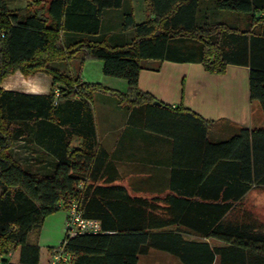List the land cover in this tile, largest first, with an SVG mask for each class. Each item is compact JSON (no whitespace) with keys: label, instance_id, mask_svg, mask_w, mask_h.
I'll return each mask as SVG.
<instances>
[{"label":"trees","instance_id":"1","mask_svg":"<svg viewBox=\"0 0 264 264\" xmlns=\"http://www.w3.org/2000/svg\"><path fill=\"white\" fill-rule=\"evenodd\" d=\"M124 2L127 8L120 26L131 29L133 36L127 43L107 45L104 38L94 36L102 10L123 7ZM212 2L217 9L264 11V0ZM198 3L151 0L153 18L136 22L130 0H30L15 9L0 0V83L16 71L52 77V89L46 94L0 86V259L4 264H40L39 247L28 241L29 232L38 230L47 215L66 210L70 199L84 217L99 220L101 226L96 233L66 236V249L74 253L75 264H139V257L150 249L166 251L182 264H214L218 259L221 264H264V221L248 214L224 218L233 201L251 186H264V127L242 128L225 141L207 143L223 149L218 171L232 181L226 193L235 187L233 201L212 203L220 207L217 218L173 217L172 205L156 202L160 197L134 196L124 186L110 184L116 173L110 171L108 154L98 141L92 107L94 92L108 89L50 65L73 56L80 62L101 60L104 75L127 82L125 92H114L122 103L150 104L153 97L137 85L140 61L163 58L174 38L200 41L199 60L206 70L222 73L230 62L249 66L250 98L264 110V61L257 58L264 41V15L256 18L260 32L251 29L249 43L243 40L242 48L233 49L229 41L247 35L225 22L197 20ZM70 31L82 36L67 41L65 34ZM56 83L62 85L57 93ZM20 136L33 137L52 154L51 173H34L28 159L13 155L12 145ZM179 207L182 210L184 205ZM178 227L224 244L188 239L175 230Z\"/></svg>","mask_w":264,"mask_h":264},{"label":"crops","instance_id":"2","mask_svg":"<svg viewBox=\"0 0 264 264\" xmlns=\"http://www.w3.org/2000/svg\"><path fill=\"white\" fill-rule=\"evenodd\" d=\"M212 1L199 0L196 19L225 22L237 32H244L246 37L236 35V42L229 41V46L235 45L233 49L242 48L243 40L249 43L251 29L260 32L256 18L264 15V11L217 9ZM130 4L136 22L153 18L151 0H146V15L140 16L139 20L135 18L139 0H130ZM125 8L124 2L123 7L102 10L99 29L94 36H101L100 31L119 30L112 33L110 41L113 44L129 42L133 31L123 30L120 26L121 13ZM81 36L71 31L65 34L67 41ZM184 41L180 37L174 38L170 40L163 58L140 61L138 88L149 93L154 101H158L157 104L154 101L136 106L122 103L114 92H125L127 82L104 75L101 61L87 59L80 62L79 57L73 56L50 65L54 67L55 64L57 70L78 75L86 82L98 83L108 89L94 92L92 107L98 141L108 154L110 171L116 173V179L110 184L122 185L134 196L160 197L162 200L156 202L166 207L172 205L169 211L173 217L211 220L217 218L220 208L212 203L233 201L231 197L235 195V187L226 193L232 181L223 171H218L224 160L219 156L223 149L207 147L210 146L207 143L225 141L242 128L264 127V110L257 99L250 98L248 65L230 62L224 72H210L199 60L202 42L195 41L192 46L182 44ZM260 44L257 58L264 61V41ZM0 86L4 90L46 94L52 89V77L43 72L24 76L16 71L4 77ZM61 86L56 83L53 90L56 92ZM12 153L21 159L38 157L32 162L34 165H44L39 157H52L44 146L29 136H20L12 145ZM221 168L226 170L224 166ZM223 194L229 195L224 199ZM233 203L224 215L225 219L233 220L236 214H248L261 221L257 209L264 207V186H251ZM180 205H184L182 210H179ZM204 205H209L210 209H204ZM65 218L66 210L59 209L43 219L41 227L36 230L37 235L32 234L31 238L28 235V241L39 247L40 264H48L52 248L63 239ZM175 230L188 239L205 240L211 246L224 244L216 238H200L199 233L185 228ZM44 250L46 259L42 263L41 252ZM151 253L162 258L141 262L140 256L139 264H182L174 255L159 249H150L143 256ZM0 264H4L1 259Z\"/></svg>","mask_w":264,"mask_h":264},{"label":"built area","instance_id":"3","mask_svg":"<svg viewBox=\"0 0 264 264\" xmlns=\"http://www.w3.org/2000/svg\"><path fill=\"white\" fill-rule=\"evenodd\" d=\"M69 204V207L66 209L64 237L58 245L52 248L48 264H75L74 253L66 249L67 235L101 231L99 220L84 217L74 199H70Z\"/></svg>","mask_w":264,"mask_h":264},{"label":"rangeland","instance_id":"4","mask_svg":"<svg viewBox=\"0 0 264 264\" xmlns=\"http://www.w3.org/2000/svg\"><path fill=\"white\" fill-rule=\"evenodd\" d=\"M28 2H30V0H6V5L10 9H15V8H19L21 6H24ZM145 2H146V0H139L140 5H137V9H136V13H135L136 20H139L140 16L146 15V10H145L146 4H145ZM143 20H145V19H143ZM114 32H119V30L118 31H111V32L100 31V33H101L100 37L105 39L107 45H113L112 41H110V37H111L112 33H114ZM183 43H186L185 45H192L193 46V42L190 44L189 40L182 42V44ZM93 61H101V60H93ZM53 66L56 67L55 64H53ZM64 67H65L64 69L67 70V65L65 62H64ZM79 69H80V65L78 66L77 72H79L78 71ZM93 70L95 71L96 69H94V67H93ZM65 72H67V71H65ZM97 72H98V69H97ZM16 158H18V157H16ZM27 158L29 159V168L32 172H34V173H51L53 171L54 159L52 157H41V158L39 157V159H42L41 162H43L44 165H42V163H41V165L40 164L39 165L33 164L36 158L38 160V157H30L29 156ZM24 165H26V164H24ZM257 213H258L259 217L262 220H264V207L258 208ZM36 233L37 232L35 229L31 230L29 232V237L31 238L32 234H33V236H35ZM155 258L161 259L162 257L158 256V254H156V253H151V254H149V256L148 255L142 256L141 262H147L148 259H155ZM45 259H46V251L44 250L43 252H41V262L44 263ZM215 264H221L219 259L215 262Z\"/></svg>","mask_w":264,"mask_h":264},{"label":"water","instance_id":"5","mask_svg":"<svg viewBox=\"0 0 264 264\" xmlns=\"http://www.w3.org/2000/svg\"><path fill=\"white\" fill-rule=\"evenodd\" d=\"M154 103H155V104H157V103H158V101H154Z\"/></svg>","mask_w":264,"mask_h":264}]
</instances>
